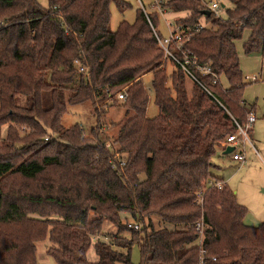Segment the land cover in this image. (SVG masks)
<instances>
[{"label":"trees","instance_id":"16d2710c","mask_svg":"<svg viewBox=\"0 0 264 264\" xmlns=\"http://www.w3.org/2000/svg\"><path fill=\"white\" fill-rule=\"evenodd\" d=\"M229 1L223 20L200 0H156L162 13H187L175 23L190 39L168 74L156 11L114 32L110 7L123 12L125 0H0V264H38L46 239L57 264H134L135 244L140 264H199L201 248L207 264H264V222L248 226V209L211 171L254 112L236 48L246 32L244 53L264 60V0ZM110 107L119 122H106ZM153 218L178 229L156 230ZM106 223L117 234L104 235Z\"/></svg>","mask_w":264,"mask_h":264},{"label":"rangeland","instance_id":"374dc122","mask_svg":"<svg viewBox=\"0 0 264 264\" xmlns=\"http://www.w3.org/2000/svg\"><path fill=\"white\" fill-rule=\"evenodd\" d=\"M206 5V1L200 0ZM220 5V11L216 17L226 20L227 11L233 8V4L229 0H214ZM38 4L47 9L49 7V0H37ZM128 4L125 11H120L116 5L110 7L111 10V24L110 29L117 31L122 22L128 24H135L139 13L145 10L147 13L152 14L155 11L158 13V30L163 38L169 37V30H173L176 27V19L178 17H185L187 13L174 14V13H162L156 9V0H125ZM167 22L175 24L171 29L167 27ZM203 25L209 28L213 26L201 19ZM249 36L248 32L245 33L244 38L236 43L237 53L240 60V67L243 73V77L249 79H257L255 82H249L248 86L244 90L243 100L248 107H252L256 116V121L250 128L248 134V141L245 145H240L237 150L244 154L245 161L238 162L233 160V153L225 155L223 151H220L213 159L214 166L212 167L213 176L222 180L227 186L234 192L236 201L238 204L248 209L249 213L245 219V223L248 226H258L264 222V60L260 55H246L243 49V43ZM172 51H176L175 45L172 46ZM163 50V49H162ZM164 52V51H163ZM178 59V55L175 54ZM165 68L168 74L179 72L177 69L176 61L172 58L163 56ZM153 75L149 74L145 77L144 83L149 92L150 103L148 108V116L154 118L159 114V109L155 104V95L152 90ZM185 84L189 91L192 90L194 83L191 79L185 78ZM223 87L227 88V81L223 80ZM87 110H81L79 113L69 114L64 118V125L66 127L72 126L80 118L85 119ZM122 115L117 114L115 107L108 109L106 122H119ZM105 122V123H106ZM111 124V123H110ZM110 126V125H108ZM111 127V126H110ZM110 129V128H109ZM117 133V129L113 128L109 131V135L112 136ZM152 224L156 230L161 228H168L169 230L178 229L172 224L162 223L157 218H153ZM149 223L148 220H146ZM117 229L110 224H105L103 234L115 235ZM105 242H109V239L101 237ZM95 244V240L93 242ZM37 261L38 264H57L56 261L48 255L47 251L50 247L49 239L37 243ZM88 259L91 262L97 260L94 246L92 245L88 252ZM131 259L134 264L141 263V254L138 245H134L131 250Z\"/></svg>","mask_w":264,"mask_h":264},{"label":"built area","instance_id":"2783aa9c","mask_svg":"<svg viewBox=\"0 0 264 264\" xmlns=\"http://www.w3.org/2000/svg\"><path fill=\"white\" fill-rule=\"evenodd\" d=\"M207 7L208 9L213 12L215 15H217V13L220 11V5L214 1V0H211L208 4H207ZM174 25L173 24H168V28L171 29V27H173ZM202 28V27H200ZM184 33L183 31L181 30V28L179 27H175V29H173L172 31L169 30V37L167 38H164V39H161L157 36V39H158V42L161 46V48L164 50L165 52V55L166 57L168 58H172L174 59L176 62H177V58L175 56V51H172V46L175 45V47L177 48L176 51H181L183 49V45L185 44V42L187 40L190 39V36L188 37H184ZM187 63H189V59H187L186 61ZM182 69L184 70V72L189 76L191 77L193 80L197 81V79L192 75V73L187 69V67L185 66H182ZM82 70H84V68H82ZM198 70H200L201 72H203L205 75H208L211 73V69L208 68V67H198ZM248 83L249 82H255L257 81V79H249V78H246L245 79ZM216 82V81H215ZM127 98V94L125 93V91L121 92L118 94V99L119 100H126ZM256 121V116L254 113H251L248 117V122L245 126H240L238 125V128H239V132L237 135H231L230 137H228L227 139V146H232V147H235V151L233 152V160L234 161H238V162H243L245 161V157H244V154H242V152L240 153L237 148L242 144V145H245L247 143V141L249 140L248 139V134L251 130L250 126L255 123ZM118 157V156H116ZM125 164L122 163L121 164V168L124 166ZM114 169L117 170L118 168L116 166H114ZM217 187L219 189H221L223 187V184L222 183H218L217 184ZM199 201H197L198 204H203V200H202V195L199 194ZM135 228L137 230L141 229L142 226L140 224H136L135 225ZM192 229V225H185L183 227V230L184 231H189ZM196 229L198 231L201 232V235L198 237L197 241H196V245L197 246H201L202 245V241H203V226L201 223H198L196 225ZM109 239V238H107ZM208 257H207V252L205 249L201 248V256H200V261H199V264H207V261H208ZM212 260H216L215 257L211 258Z\"/></svg>","mask_w":264,"mask_h":264},{"label":"water","instance_id":"95a60500","mask_svg":"<svg viewBox=\"0 0 264 264\" xmlns=\"http://www.w3.org/2000/svg\"><path fill=\"white\" fill-rule=\"evenodd\" d=\"M203 14H204L205 16H210V15H211V12H210V11H204ZM234 151H235V147L229 146V147H227V149L224 151V154H225V155H229V154H232Z\"/></svg>","mask_w":264,"mask_h":264},{"label":"crops","instance_id":"0c3cea01","mask_svg":"<svg viewBox=\"0 0 264 264\" xmlns=\"http://www.w3.org/2000/svg\"><path fill=\"white\" fill-rule=\"evenodd\" d=\"M252 83V82H251Z\"/></svg>","mask_w":264,"mask_h":264}]
</instances>
